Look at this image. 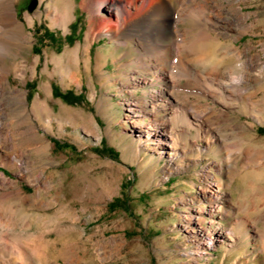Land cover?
Masks as SVG:
<instances>
[{
    "label": "rangeland",
    "instance_id": "rangeland-1",
    "mask_svg": "<svg viewBox=\"0 0 264 264\" xmlns=\"http://www.w3.org/2000/svg\"><path fill=\"white\" fill-rule=\"evenodd\" d=\"M50 1L18 0L16 5L19 19L26 22L28 14L34 20L33 28L27 25L33 48L26 55L30 66L25 85L12 72L11 86L0 101L6 122L15 125L21 116L20 129H11L15 137L10 143L25 153L31 168L10 167L11 157L0 162V172L9 181L5 190L0 183V193L10 195L5 205L9 220L0 225L6 242L19 244L29 235L38 236L40 256L32 257L31 264H264V0L241 3L244 22L228 11L223 19L211 14L219 31L240 38L215 42L214 64L207 70L217 63L219 72L239 75L235 47L248 59L259 56L262 69L248 71V83L240 87L242 92L237 88L240 100H230L231 108L188 89L189 95H196L191 96L193 103L210 115L211 134L193 127L180 136L179 166L172 169H167L165 156L140 145L126 119L124 102L132 96L125 85L137 76L126 66L130 48L116 50L117 44L104 36L92 43L88 54L81 53L78 66L65 71L55 66L52 57L85 43L89 15L81 0H73L68 31L51 27L46 16ZM97 13L95 30L117 19L110 9ZM36 59L32 75L29 68ZM183 59L190 63L188 56ZM70 74L75 77L69 79ZM46 86L48 109L31 115L36 99L47 98ZM162 86L169 88L167 81ZM11 87L28 92L25 103L12 98L17 94ZM143 92L139 89L133 97L143 98ZM211 106L226 110L228 117L211 116ZM211 136L215 143L206 150ZM44 143L50 147L47 157L38 150ZM248 151L255 153L253 161H247ZM204 170L213 177L205 181ZM212 191L219 194L221 208L206 215L201 229H188L185 212L202 205L208 209L214 203ZM198 198L202 203L195 201ZM26 217L30 226L22 225ZM6 251L8 260L11 251Z\"/></svg>",
    "mask_w": 264,
    "mask_h": 264
},
{
    "label": "bare ground",
    "instance_id": "bare-ground-1",
    "mask_svg": "<svg viewBox=\"0 0 264 264\" xmlns=\"http://www.w3.org/2000/svg\"><path fill=\"white\" fill-rule=\"evenodd\" d=\"M242 2L245 3L246 0H81L80 6L89 15L85 43L66 51L58 58L52 57L50 61L64 71L70 66H78L81 53L88 54L92 43L104 36L117 44L116 50L121 47L130 48L131 56L126 66L133 67L137 76H131L132 78H129L125 85L127 92L132 96L124 102L126 119L132 124V135L140 145L145 148L150 147L160 157L165 156L170 162L167 164V169H172L180 158L176 149L180 136L189 134L193 127L199 130L207 128L206 133L211 134V120L208 117L210 115L206 111L199 110L200 108L193 103L191 96L196 95H189L191 93L188 89L197 90L201 95L210 96L209 98L213 101L221 102L226 108H231L234 104L229 101L235 99V96L240 100L238 90L248 83V71L262 69L263 62L259 56L255 55L256 57L248 59L244 51L235 47L232 52L239 59L237 67L241 71L239 75L235 76L232 71L227 74L219 72L215 68L217 63L212 70H207L214 64L211 51L215 42L221 37L231 38L219 31L218 22L213 21L211 14L214 13L218 19H223L222 14L228 11L229 15H233V19L237 18L244 22L247 15L241 5ZM17 3L18 0H0V99L7 93L6 88L11 86L9 80L11 73L14 72L25 85L28 66H30L26 55L33 48V35L27 31V25L33 28L34 20L28 14H25L26 22L19 19ZM73 3V0L47 2L46 16L50 19L51 27L58 25L68 31L74 17ZM108 9L115 12L117 19L114 24L109 26L103 23L98 30H95V25L100 19L97 12ZM185 24L188 26L185 27ZM233 25L240 26L238 23ZM239 38L231 39L235 42ZM186 56L190 58L188 60L190 65L183 59ZM37 65L38 59L29 68L32 75L35 74ZM49 66L50 63L47 61L45 71L49 70ZM215 75H218L217 79ZM68 76L72 79L74 75ZM184 80L186 83L182 85ZM164 81L168 82L169 88L162 86ZM139 89L144 90L145 97H133ZM11 90L12 94H17L12 96L14 100L26 102L28 93L26 90L12 87ZM46 92V99H36L31 115L38 116L48 109L47 99L50 96L48 86H46ZM247 107L248 105H244L243 109ZM209 109L210 113H213L211 116L215 114L216 118L228 117V112L224 109H216L212 106ZM6 115L4 103L0 101V162L6 160V157H11L10 167L28 171L30 162L25 157V153L16 150L15 145L10 143V140L15 137L11 129L14 132L20 129L21 116L17 115L15 121L17 124L14 125L6 122L8 118ZM146 118H150V121L143 123L142 121ZM214 143L212 136L207 138L206 150H209ZM6 149H11L12 152L6 153ZM38 150L45 157L50 154V147L46 143L42 144ZM254 154L251 151L246 152L247 161H253ZM4 166L6 168V164ZM44 173L41 172L42 175ZM202 177L207 181L213 175L210 170H204ZM7 182L9 181L5 174L0 172V183L4 187L2 189H6ZM211 193L210 200L214 199V203L204 197L205 201L211 202L208 209L202 205L185 212L184 218L188 229L197 227L201 229L200 226L205 222L206 215L211 216L221 208L218 204L219 194L213 191ZM0 196L5 200L0 201V225L2 226L7 222L5 205L6 198L10 195L8 196L4 191L0 193ZM26 201V199L23 200L25 203ZM195 201L202 203L200 198ZM22 223L23 226H30L31 222L27 218L22 220ZM5 237L6 235L0 234V264H6V261L9 264H31L32 257L40 256L36 245L38 236L29 235L22 242L18 240L19 244L15 242V244H8ZM215 239L211 237V240ZM219 239L218 236L217 241ZM214 243L215 241L212 242ZM6 250L11 251L8 260Z\"/></svg>",
    "mask_w": 264,
    "mask_h": 264
},
{
    "label": "trees",
    "instance_id": "trees-1",
    "mask_svg": "<svg viewBox=\"0 0 264 264\" xmlns=\"http://www.w3.org/2000/svg\"><path fill=\"white\" fill-rule=\"evenodd\" d=\"M65 97V96H64ZM66 101H67V99H66Z\"/></svg>",
    "mask_w": 264,
    "mask_h": 264
}]
</instances>
